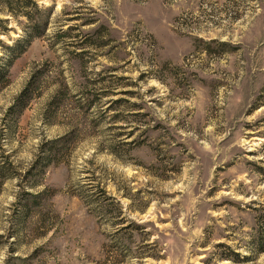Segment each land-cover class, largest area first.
I'll use <instances>...</instances> for the list:
<instances>
[{"label":"rangeland","instance_id":"obj_1","mask_svg":"<svg viewBox=\"0 0 264 264\" xmlns=\"http://www.w3.org/2000/svg\"><path fill=\"white\" fill-rule=\"evenodd\" d=\"M32 1L0 264H264V0Z\"/></svg>","mask_w":264,"mask_h":264},{"label":"trees","instance_id":"obj_2","mask_svg":"<svg viewBox=\"0 0 264 264\" xmlns=\"http://www.w3.org/2000/svg\"><path fill=\"white\" fill-rule=\"evenodd\" d=\"M25 6L32 7L36 14H41V9H39L38 5L32 0H0V15L5 13L15 19L19 16H22L24 19H26V21L31 22L32 19L30 13L23 11L24 8H26ZM8 26V19H0V37L3 35L9 37L8 32L11 31V28ZM33 29H38V25H35ZM32 40L33 36L27 37V39L24 40L13 41L14 43L12 45H7L5 41L0 40V51L4 53L3 56L0 57V87L4 86L5 82L6 84L9 82L8 76L11 68L14 65V62L27 51V48L32 43ZM21 110L22 109H20V111ZM20 111H18V113H20ZM261 220L264 224V218ZM258 233V241L256 242V245L253 246L252 250L262 254V252H264V228L261 227Z\"/></svg>","mask_w":264,"mask_h":264}]
</instances>
